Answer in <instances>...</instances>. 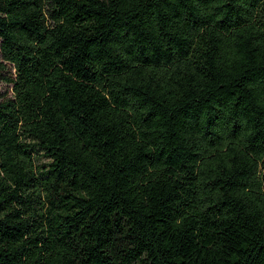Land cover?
Returning <instances> with one entry per match:
<instances>
[{
  "label": "trees",
  "instance_id": "obj_1",
  "mask_svg": "<svg viewBox=\"0 0 264 264\" xmlns=\"http://www.w3.org/2000/svg\"><path fill=\"white\" fill-rule=\"evenodd\" d=\"M1 85L0 264H264V0H0Z\"/></svg>",
  "mask_w": 264,
  "mask_h": 264
},
{
  "label": "rangeland",
  "instance_id": "obj_2",
  "mask_svg": "<svg viewBox=\"0 0 264 264\" xmlns=\"http://www.w3.org/2000/svg\"><path fill=\"white\" fill-rule=\"evenodd\" d=\"M0 90H1V91L4 90V85H1ZM42 161H43L42 158H39V159H37L36 162H37V164H38V163H41Z\"/></svg>",
  "mask_w": 264,
  "mask_h": 264
}]
</instances>
